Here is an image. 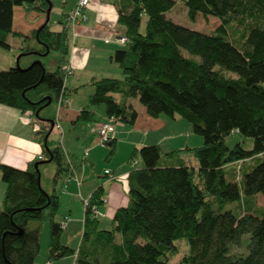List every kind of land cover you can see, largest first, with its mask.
<instances>
[{
    "label": "trees",
    "instance_id": "trees-1",
    "mask_svg": "<svg viewBox=\"0 0 264 264\" xmlns=\"http://www.w3.org/2000/svg\"><path fill=\"white\" fill-rule=\"evenodd\" d=\"M182 1L190 20L201 13L216 17L219 25L205 33L174 22L168 12L176 0L116 1L118 24L128 42L110 60L123 77H92L86 84L94 89L89 104L73 124L94 121L92 108L104 106L106 117L133 125L138 111L131 99L138 98L152 117L190 122L203 143L167 153L159 144L135 147L131 158L140 155L144 166L129 173L128 205L117 209L109 230L99 229L98 218L86 211L83 240L76 249L62 242L64 228L56 220L60 197L44 191L35 167L39 161H54V184L69 170L61 142L50 137L49 118L36 115L49 97L52 103L68 100L78 90L65 85L62 70L69 30L60 20V30L49 21L30 36L16 32V6L46 14L49 1L0 0V47L11 49L12 34L22 39V51L36 54L26 68L0 70V103L31 115L42 146L41 157L25 169L0 163L6 185L0 264H34L45 222L51 234L48 263L75 255V264H168L179 251L176 241L185 239L189 253L177 264H264V206L257 203L259 194L264 197V0ZM30 38L36 40L34 46ZM53 50L61 59L55 70H48L42 59ZM232 133L251 138L252 149L240 142L229 146L226 138ZM108 146L112 156L114 137ZM185 150L198 164L181 156ZM102 194L100 186L91 194L92 202L103 205ZM245 234L250 235L248 253H232L231 244Z\"/></svg>",
    "mask_w": 264,
    "mask_h": 264
},
{
    "label": "crops",
    "instance_id": "crops-1",
    "mask_svg": "<svg viewBox=\"0 0 264 264\" xmlns=\"http://www.w3.org/2000/svg\"><path fill=\"white\" fill-rule=\"evenodd\" d=\"M116 1L117 0H90L88 7L85 9L87 16L86 20L77 25L76 35L69 32V55L67 57V62L64 64L69 65L71 72L66 74L65 85L69 89L77 88L78 90L76 93L69 96L68 102L60 108L57 121L59 123L62 119L73 124V121L79 115L80 111L84 107L88 106L89 97L93 93L94 89L86 84L92 77H120L119 70L122 72L120 67L110 60V57L114 54V52L124 46V44L118 41V37L124 35V31L118 24V8ZM77 3L78 0H70V2H67V7L63 12L62 17L57 18L58 23H60V20L63 22L65 21L66 13L70 9L74 8ZM25 17H28L31 20V26H29L27 31H23V28H21ZM45 21L46 14L36 11L26 13L21 6H16L14 9L13 29L16 32H22L30 36L33 30L37 29L40 25L45 23ZM62 25L63 24L60 23V27L57 30H60ZM17 38L20 37L12 34L9 35L8 42L11 45L10 50L13 51V48L17 47L20 52L25 53L23 56H26H22L20 60L22 61L23 58H26L25 63L30 64L36 58V54L22 51V41H18ZM29 41L33 46L36 44V40L33 38H30ZM131 102L133 103L132 99ZM133 105L138 111L137 120L133 125L117 123L120 125H116L114 132L116 152L108 158V160L112 159L109 163L112 169L106 167L102 173V177H104L105 180H100L96 186H93V188H85V186H83L84 182L82 183L81 181V183L78 184L74 179L67 183L68 174L70 173L69 168V170L64 173L66 178L64 179L61 194L56 191L60 197L61 205L63 206L68 198H72L74 196L77 198V195L74 193H78V197H80L83 201V199L88 198L98 187L102 186V196L106 197L107 202L100 206V216L98 218L99 229L109 230L106 228L107 225H112L113 228V218L117 209L128 205L129 173L133 169L144 166V163L140 167L129 166V162L132 160L131 154L135 147L159 144L163 151V143L167 141L169 143V145L165 148L167 153L174 149H184L187 147H197L202 145V140L191 133L193 132L191 125L184 123L181 117H169V119H167L164 115H161L155 118L147 113L144 106L143 108H140L137 104ZM92 110L96 115L95 120L91 122H80L78 124H81L82 126H86V124H88L87 128L90 131L84 132V136L87 138L86 141L92 142L94 143L93 146L98 147L101 145L97 140V131L100 124L107 117L105 115L104 106H95ZM42 117L47 118L46 116ZM34 130H38L36 129V124L32 125L26 114L22 113L17 108L0 103V163L19 169H25L29 161L40 158L42 146L36 140ZM50 137L59 141L57 138H53L52 135ZM121 144L123 145L124 150L120 147ZM62 147L65 154V161L71 162L67 156L68 152H66L63 145ZM86 148L87 147H85V149ZM121 149L122 155H120ZM190 153V151L185 150L181 153V156L186 157V155ZM72 168L74 173H76L74 167ZM106 169H109L116 178L110 179L105 173ZM114 180L117 182L113 183ZM69 189L72 191L71 193H68L70 192ZM76 189L77 191L73 192ZM65 209L66 210H63L59 216L57 213L56 220L58 222H62L66 216H70L67 227L63 231L61 240L64 244L73 247L72 243L76 240H78L77 243H79L81 232L84 230L85 209H81V206L79 205H69V207H66ZM35 226L36 223H34V226H31V228H34ZM44 226L41 233V250L44 248L43 246L45 241V255H47L46 252L49 254L50 242L48 234L46 235V240L45 238L43 240V234L44 231H46ZM119 240L120 235L117 234L115 241L118 242ZM98 256L101 258L103 257L102 254H98ZM36 259L34 264H40L39 261L37 263ZM63 259H65L64 262H56L54 264L72 263L71 256H66ZM75 263L76 260L74 256L72 264ZM48 264H53V261Z\"/></svg>",
    "mask_w": 264,
    "mask_h": 264
},
{
    "label": "rangeland",
    "instance_id": "rangeland-1",
    "mask_svg": "<svg viewBox=\"0 0 264 264\" xmlns=\"http://www.w3.org/2000/svg\"><path fill=\"white\" fill-rule=\"evenodd\" d=\"M50 1L52 2L50 21H51L53 29L57 30L60 27V23H58L57 18L62 17L63 12L65 11L67 7V2H70V0H50ZM168 16L171 17L172 20L178 24H181L188 28L199 30L205 33L211 32L219 25V20L216 17L214 16L204 17L201 13L197 15V18L195 21L190 20L188 17V9L182 0H176V4L168 12ZM64 22L66 23V21ZM145 22H146V16L143 18V28H144ZM29 26H31V20L28 17H25L24 23L22 24L21 28H23L22 29L23 31H27ZM17 40L22 41V39L20 38H17ZM13 49L14 50L11 51L10 49L0 47V70H5L12 66H17L18 64L22 68H26L27 66H29L28 65L29 63H25L26 58H23L22 61L20 60L24 53L20 52L17 47H14ZM23 57H26V56H23ZM60 59H61V54L59 53V51L53 50L47 56L43 57L42 61L45 63V66L48 70H55L57 68V65ZM119 74H120L119 78H122L123 74L122 72H120V70H119ZM132 101H133V104H137L139 105L140 108H143V105L139 102L138 98H133ZM61 107L62 106L59 105V102L55 101L51 103L50 105L45 106L41 110L40 115L46 116L49 119L56 120L55 125H54L55 128L51 134L52 137L57 138V140H59L64 146V149L66 150V152H68L67 156L71 162H67V163L68 165L69 163H71V165L74 167L75 172H76L75 175L82 181V183L84 182L83 186H85V188H90V187L93 188V186H96L100 180L102 181L105 180V178L102 177L104 168L108 167L112 169V167L109 164L112 159L108 160L110 148L108 146L106 147L93 146L94 143L86 141L87 138L86 136H84V132L90 131L87 128L88 124H86V126H82L81 124L73 125L71 122L61 119L60 124L62 127V131L56 128V124H57L58 117H59L58 116L59 110ZM164 117L169 119V116L167 115H164ZM182 121H184V123L188 125H191L192 127V124L188 122L187 120L182 118ZM117 125H120V124H117ZM191 133L197 136L199 139H201L203 143V137L201 135L196 134L194 132H191ZM97 140L99 143L98 137H97ZM226 141L229 146H234L237 142H240L245 149H252L253 147V140L251 138L245 137L238 133H232L231 135L227 136ZM163 144H164L163 151L166 152L165 148L166 146L169 145V143L166 141ZM85 147L89 149V154L87 157L84 156ZM120 147L124 150V147L122 144ZM122 149H121L120 155H122ZM185 158L190 164H194V165L198 164L197 159L191 153L186 155ZM133 159L137 160L136 165L133 163ZM133 159L131 160V162H129V166H137V167L142 166L143 161L140 155L137 154V156H135ZM39 172H40V180H41L40 184H41V187L44 189V191L47 193H53L54 191H57L59 194H61V191L63 190L62 188L64 184V179L66 178V175L62 174L58 182L54 184V176L56 175V172H57V164L54 161L43 162L42 164L39 165ZM1 178H2V174L0 172V209L2 208V201L4 198V193H5V188H6V185L2 181ZM116 182L114 180L113 183H116ZM76 191L77 189L74 190L73 192H76ZM71 192L72 191L70 190V192L68 193H71ZM74 194L77 195V198L75 196L72 198H68L66 200V203L63 204V206L60 205L59 210L57 212L58 216L61 212H63V210H66L65 208L69 207V205L71 206L79 205L81 206V209L84 208V203H83L84 199L82 201V199L78 197L79 196L78 193H74ZM257 203L258 205L264 206V197L261 194H259L257 197ZM44 225H45L44 227L46 231H44L43 240L44 238L46 240V235L48 234L49 242H50L49 223L45 222ZM31 226H34V223H32ZM106 228L111 229L112 225H107ZM82 235H83V232H81V237H80L81 242L83 240ZM249 241H250V235L249 234L243 235L240 243L231 244L230 246L231 252L237 255L247 254L249 250L248 248ZM77 242L78 240L72 243L73 247L76 249L79 248L81 244ZM176 244L179 246V251L178 253H176L175 255L171 257L168 264H177L184 254L189 253V245L185 239H180L176 241ZM89 245H90L89 240L84 241L83 248L85 249ZM43 247L44 248L40 251V253L37 256L36 261L37 263L39 261L40 264H48L47 257L49 254L46 252L47 255H45V241H44ZM74 256L71 255L72 263L74 261ZM63 258L54 260L53 264L56 262H64L65 259ZM68 261H71V260H68ZM72 263L69 262V264H72Z\"/></svg>",
    "mask_w": 264,
    "mask_h": 264
},
{
    "label": "built area",
    "instance_id": "built-area-1",
    "mask_svg": "<svg viewBox=\"0 0 264 264\" xmlns=\"http://www.w3.org/2000/svg\"><path fill=\"white\" fill-rule=\"evenodd\" d=\"M90 0H78L77 5L70 9L67 13H66V18H65V25L68 28L69 32H72L73 35H76V27L78 24H80L81 22L85 21L87 16L85 13V9L88 7ZM118 41L121 42L122 44H125L126 42H128V38L125 35L119 36L118 37ZM62 70L65 73H70L71 69L69 67L68 64H64L62 67ZM68 102L67 99L62 98L59 101V105H65ZM28 116V120L30 122L33 121V118L31 117V115L29 113H27ZM118 123V120L115 116H111V117H107L99 126L98 128V139H99V144L101 146H108V144L112 141L113 137H114V132L116 129V125ZM39 126L36 124V129H38ZM56 128H58L59 130L62 131V127L60 125L59 122H57L56 124ZM89 154V149H85L84 151V156L87 157ZM133 163H136V160H133ZM73 166L71 165V163H69V168H70V173L68 174V178H67V183H69L70 181H72L73 179L80 184L81 180L75 175L74 171L72 170ZM105 173L111 178V179H115L116 177L112 174V172L109 169H106ZM92 197L91 195L88 198H85L83 203H84V209L85 212L86 211H90V217L92 219H97L100 216V204L98 203H93L92 202ZM103 204L107 202V199L105 196H101L99 199ZM70 217L69 215L66 216L64 218V220L61 222V225L63 228L67 227L68 221H69Z\"/></svg>",
    "mask_w": 264,
    "mask_h": 264
},
{
    "label": "water",
    "instance_id": "water-1",
    "mask_svg": "<svg viewBox=\"0 0 264 264\" xmlns=\"http://www.w3.org/2000/svg\"><path fill=\"white\" fill-rule=\"evenodd\" d=\"M49 1V7H48V9H47V11H46V21H45V23H48L49 21H50V17H51V10H52V2L50 1V0H48ZM25 54V53H24ZM19 61V60H18ZM17 66H19V64L17 65ZM52 103V98L51 97H49L48 98V101L44 104V106H42L41 107V109H43L45 106H48V105H50ZM39 113H40V110L36 113V115L37 116H39ZM51 124H52V129L51 130H53L54 129V125H55V121L53 120V119H47ZM49 161H51L50 159L49 160H47V161H39V162H36L35 163V167L37 168V169H39V165L40 164H42L43 162H49ZM38 179H39V183H40V172H39V177H38Z\"/></svg>",
    "mask_w": 264,
    "mask_h": 264
}]
</instances>
